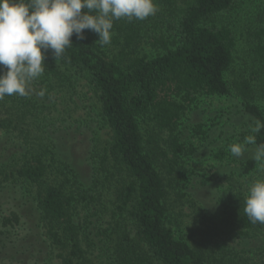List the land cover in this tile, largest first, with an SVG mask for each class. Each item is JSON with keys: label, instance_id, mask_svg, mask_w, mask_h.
<instances>
[{"label": "rangeland", "instance_id": "rangeland-1", "mask_svg": "<svg viewBox=\"0 0 264 264\" xmlns=\"http://www.w3.org/2000/svg\"><path fill=\"white\" fill-rule=\"evenodd\" d=\"M190 1L176 3L182 9ZM263 20L264 0H247L220 20L231 25L237 39L234 63L226 74L229 84L248 70L253 35ZM85 31L93 36L92 31ZM171 33L167 28H152L131 55L154 58L166 51L164 42L172 49ZM153 39L158 40L156 46ZM105 50L110 59L119 57L121 47L113 35ZM3 71L6 69H0V74ZM29 88L27 98L39 103L34 115L26 119L20 118V107L13 101L18 96L0 100V124L6 121L9 125L0 127V264H61L59 252L42 242V238L48 239V226L37 207L38 188L17 175L23 162L22 149L29 142L46 155L51 166L48 184L63 185L69 193L86 196L88 204L77 203L80 219L93 224V231L89 229L82 237L85 263L114 264L116 244L126 233L134 238V230L117 210L121 171L111 163L99 173L95 169L100 168V158L106 155L112 137L101 116L98 97L84 79L60 81L50 79L45 72L30 82ZM41 90L45 95H38ZM256 102L264 109V85L257 92ZM249 125L251 121L241 111L235 94L198 96L183 111L178 128L181 140L196 153L175 157L169 149V134L160 132L150 120L140 122L144 139L154 137L160 143L156 152L166 187V225L177 239L211 254L210 264L218 260L211 250L217 244L225 245L234 260L225 264H264V225L244 233L226 220L227 208L244 199L252 182L264 178V172L257 168L242 174L244 165L253 160L255 146L248 145L241 157L228 151L230 144L243 143L250 134ZM97 232L103 235L97 236Z\"/></svg>", "mask_w": 264, "mask_h": 264}, {"label": "trees", "instance_id": "trees-1", "mask_svg": "<svg viewBox=\"0 0 264 264\" xmlns=\"http://www.w3.org/2000/svg\"><path fill=\"white\" fill-rule=\"evenodd\" d=\"M246 1L191 0L179 9L176 0H156L159 12L155 17L114 21L112 35L121 47L118 58L110 59L106 46L97 42L99 36L86 31L84 40L73 35V45L58 62L51 50L45 53V73L50 79L86 80L98 97L101 116L112 132L106 155L100 158V168L95 169L99 173L111 163L121 171L117 210L134 230V238L126 233L116 244L114 264H210L211 254L177 239L166 225V187L156 152L160 143L154 137L144 139L140 122L150 120L160 132L169 134V149L175 157L196 153L193 146L181 140L178 128L183 111L198 96L235 94L251 124L264 123V109L256 102L257 92L264 85V20L253 35L248 70L231 84L226 80L234 63L237 39L231 25L220 20ZM152 28L172 32L174 47L171 49L164 42L166 51L154 58L131 55ZM151 41L154 46L158 44V40ZM13 101L20 107L21 119L33 116L39 103L19 96ZM8 126L6 121L0 124ZM257 143H264V129L257 134ZM27 145L22 149L23 162L17 175L38 188L37 207L48 226V239L41 237L42 242L50 243L48 246L59 252L61 264H86L82 237L89 229L93 231V224L84 223L77 212V203H87L86 196L69 193L63 185L48 184L51 166L46 155L38 153L31 142ZM255 168V161L249 160L242 174L248 175ZM243 200L227 208L226 220L245 233L258 224H252L244 215ZM211 250L218 255V260H213L216 264L234 262L225 245L217 244Z\"/></svg>", "mask_w": 264, "mask_h": 264}, {"label": "clouds", "instance_id": "clouds-1", "mask_svg": "<svg viewBox=\"0 0 264 264\" xmlns=\"http://www.w3.org/2000/svg\"><path fill=\"white\" fill-rule=\"evenodd\" d=\"M157 11L156 0H0V69H6L0 74V100L29 96L30 82L46 70L45 53L51 50L58 62L73 45V35L84 40L85 30H90L99 36L101 46H107L114 21H143ZM262 129L264 123L255 121L243 143L228 146L234 157H241L248 145L255 146L252 159L260 172H264V143H257V134ZM243 213L252 224L264 225V178L249 185Z\"/></svg>", "mask_w": 264, "mask_h": 264}]
</instances>
